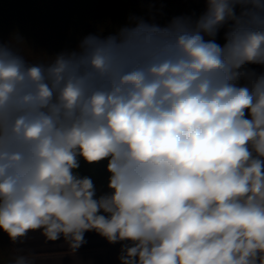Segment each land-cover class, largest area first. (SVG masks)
<instances>
[{
    "label": "clouds",
    "instance_id": "clouds-1",
    "mask_svg": "<svg viewBox=\"0 0 264 264\" xmlns=\"http://www.w3.org/2000/svg\"><path fill=\"white\" fill-rule=\"evenodd\" d=\"M204 3L41 59L0 41L12 243L39 231L78 251L95 232L121 245L119 264H264V0ZM81 160L106 161V192Z\"/></svg>",
    "mask_w": 264,
    "mask_h": 264
},
{
    "label": "trees",
    "instance_id": "trees-1",
    "mask_svg": "<svg viewBox=\"0 0 264 264\" xmlns=\"http://www.w3.org/2000/svg\"><path fill=\"white\" fill-rule=\"evenodd\" d=\"M203 0H0V41L10 42L29 60L41 59L65 48H74L79 39L103 31L105 35L143 17L161 25L173 17H199ZM223 32L218 42L223 43ZM106 161L88 165L81 160L79 173L90 176L98 194L107 191ZM120 244L107 246L112 264H119ZM16 253L0 238V264H11Z\"/></svg>",
    "mask_w": 264,
    "mask_h": 264
},
{
    "label": "crops",
    "instance_id": "crops-1",
    "mask_svg": "<svg viewBox=\"0 0 264 264\" xmlns=\"http://www.w3.org/2000/svg\"><path fill=\"white\" fill-rule=\"evenodd\" d=\"M0 238L11 245L16 255H26L34 264H112L108 242L95 232L85 234L86 243L78 251H73L63 239L46 241L39 231L30 232L17 243H12L2 231Z\"/></svg>",
    "mask_w": 264,
    "mask_h": 264
},
{
    "label": "rangeland",
    "instance_id": "rangeland-1",
    "mask_svg": "<svg viewBox=\"0 0 264 264\" xmlns=\"http://www.w3.org/2000/svg\"><path fill=\"white\" fill-rule=\"evenodd\" d=\"M203 2H204V0H203Z\"/></svg>",
    "mask_w": 264,
    "mask_h": 264
}]
</instances>
